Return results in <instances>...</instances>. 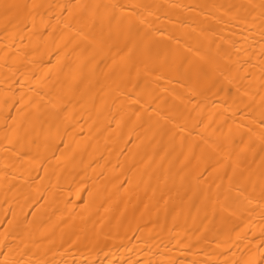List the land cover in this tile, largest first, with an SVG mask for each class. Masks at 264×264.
<instances>
[{
	"label": "bare ground",
	"instance_id": "obj_1",
	"mask_svg": "<svg viewBox=\"0 0 264 264\" xmlns=\"http://www.w3.org/2000/svg\"><path fill=\"white\" fill-rule=\"evenodd\" d=\"M0 264H264V0H0Z\"/></svg>",
	"mask_w": 264,
	"mask_h": 264
}]
</instances>
